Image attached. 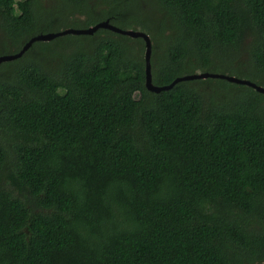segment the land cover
I'll use <instances>...</instances> for the list:
<instances>
[{"label":"trees","instance_id":"1","mask_svg":"<svg viewBox=\"0 0 264 264\" xmlns=\"http://www.w3.org/2000/svg\"><path fill=\"white\" fill-rule=\"evenodd\" d=\"M105 19L149 35L155 85L264 86V0H0V55ZM144 49L100 28L0 64V264H264V94L151 92Z\"/></svg>","mask_w":264,"mask_h":264},{"label":"water","instance_id":"2","mask_svg":"<svg viewBox=\"0 0 264 264\" xmlns=\"http://www.w3.org/2000/svg\"><path fill=\"white\" fill-rule=\"evenodd\" d=\"M100 28L108 29L115 33L126 35L131 38L141 37L143 39L144 45H145V49H144L145 87L151 92L158 93L162 90L170 89L177 82L183 81V80L198 79V78L204 79L206 77H213V78L225 79L229 82L236 83V84H244V85L252 87L257 92L264 94V86L258 85L255 82L250 81L249 79L239 78L235 75H231L227 73L194 72L192 74L178 76L174 78V80L167 85H162V86L155 85L152 83V75H151L150 59H151L152 49H151V41H150L149 35H147V33L141 30H136V29H131V28L123 29V28L117 27L111 24L108 19L100 21L87 28H79V29L67 28V29L57 31V32H47V33H40V34L34 35L22 46V48L18 52L13 53V54L0 55V64L3 62H7V61H11V60L19 58L35 41H49L57 36H61L64 34H70V33L71 34H92L93 32H95L96 30Z\"/></svg>","mask_w":264,"mask_h":264},{"label":"rangeland","instance_id":"3","mask_svg":"<svg viewBox=\"0 0 264 264\" xmlns=\"http://www.w3.org/2000/svg\"><path fill=\"white\" fill-rule=\"evenodd\" d=\"M42 4H43V5H46L44 2H42ZM47 5H48V4H47ZM55 29H57L56 26H55ZM60 29H61V27H60ZM240 59H242V60L247 59V54H246V53L241 54Z\"/></svg>","mask_w":264,"mask_h":264}]
</instances>
